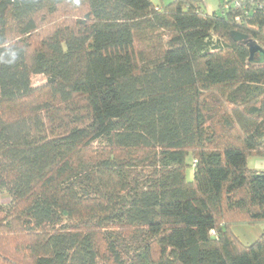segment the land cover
I'll use <instances>...</instances> for the list:
<instances>
[{
  "label": "trees",
  "instance_id": "obj_1",
  "mask_svg": "<svg viewBox=\"0 0 264 264\" xmlns=\"http://www.w3.org/2000/svg\"><path fill=\"white\" fill-rule=\"evenodd\" d=\"M250 41L264 0H0V264H264Z\"/></svg>",
  "mask_w": 264,
  "mask_h": 264
},
{
  "label": "rangeland",
  "instance_id": "obj_2",
  "mask_svg": "<svg viewBox=\"0 0 264 264\" xmlns=\"http://www.w3.org/2000/svg\"><path fill=\"white\" fill-rule=\"evenodd\" d=\"M174 0H152L155 5L160 7L166 6ZM225 1L229 0H201V7L207 13L222 12V5ZM44 75H34L33 84L35 86L43 85L46 82ZM191 161V160H190ZM192 162V161H191ZM248 166L251 169L264 172V157L249 156ZM192 171L188 170V176L191 177ZM2 202L6 205L9 204L10 198L7 193L2 194ZM234 235L245 245H250L257 241L260 236L264 233V223H241L231 227Z\"/></svg>",
  "mask_w": 264,
  "mask_h": 264
},
{
  "label": "water",
  "instance_id": "obj_3",
  "mask_svg": "<svg viewBox=\"0 0 264 264\" xmlns=\"http://www.w3.org/2000/svg\"><path fill=\"white\" fill-rule=\"evenodd\" d=\"M234 38L237 41L246 40L249 38V35L243 34L241 32H235ZM249 50H250V61H254L255 57H258V62H264V46L258 44L255 41H250L249 43Z\"/></svg>",
  "mask_w": 264,
  "mask_h": 264
},
{
  "label": "built area",
  "instance_id": "obj_4",
  "mask_svg": "<svg viewBox=\"0 0 264 264\" xmlns=\"http://www.w3.org/2000/svg\"><path fill=\"white\" fill-rule=\"evenodd\" d=\"M234 5L238 6V2L236 1V2L234 3ZM227 8H228V5L225 6V9H227ZM237 20H240V19L237 18Z\"/></svg>",
  "mask_w": 264,
  "mask_h": 264
}]
</instances>
